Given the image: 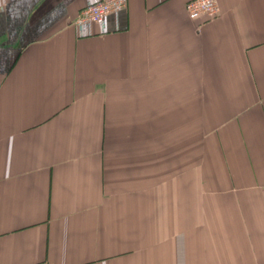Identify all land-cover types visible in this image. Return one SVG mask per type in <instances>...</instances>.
<instances>
[{"label":"crops","instance_id":"crops-1","mask_svg":"<svg viewBox=\"0 0 264 264\" xmlns=\"http://www.w3.org/2000/svg\"><path fill=\"white\" fill-rule=\"evenodd\" d=\"M0 0V264H264V0Z\"/></svg>","mask_w":264,"mask_h":264},{"label":"built area","instance_id":"built-area-1","mask_svg":"<svg viewBox=\"0 0 264 264\" xmlns=\"http://www.w3.org/2000/svg\"><path fill=\"white\" fill-rule=\"evenodd\" d=\"M127 0H89L74 20V27L79 37L93 35L92 26H97L99 34L106 33V20L125 10ZM185 11L190 20L206 18L212 20L219 16L216 0H190L185 4ZM36 264H46L36 263Z\"/></svg>","mask_w":264,"mask_h":264}]
</instances>
